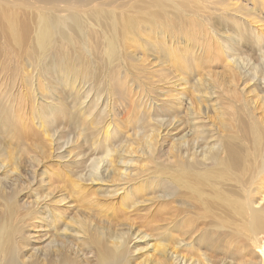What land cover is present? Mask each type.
Segmentation results:
<instances>
[{
  "label": "bare ground",
  "instance_id": "6f19581e",
  "mask_svg": "<svg viewBox=\"0 0 264 264\" xmlns=\"http://www.w3.org/2000/svg\"><path fill=\"white\" fill-rule=\"evenodd\" d=\"M96 1L9 2L14 4V9L15 6L32 8L29 11L36 14L32 16L37 21L33 18L36 26L33 35L39 55L31 67L44 77L46 86L39 84L34 88L28 78L33 98L36 94L40 96L33 102L45 104V91L61 86L78 101L80 91L88 86L96 95L89 102L93 105L85 107L86 102L82 101V110L87 111L86 118L91 125L100 126L107 107L102 106L104 114L100 115L95 109L97 102L101 97L111 100V104L112 99H127L132 92L129 82L139 75L128 80L132 69L129 66L134 60L121 47L120 20L105 9L106 2L97 5ZM256 1H253L254 9L248 8L243 0H146L143 5L145 16L142 18L160 27L157 43L147 49L163 53L165 45L168 59L183 67L177 70L183 75L171 81L163 75L167 70H157L158 83L149 87L156 89L147 94L143 89L142 94L137 90L138 97L133 93L128 102L132 103V113H135L144 99L162 97L156 101L153 98L159 114L178 123L166 131L171 138L170 159H162L166 132L153 129V125L161 128V122L150 123L158 115L150 106L151 111L142 112L141 116L135 114L133 128L150 125L144 126V140L133 142L137 144L135 149L117 153L107 146L97 153H87L78 145L77 150L57 154L62 161L59 175L63 177L64 187H56L51 179L57 174L52 169L39 173L42 168L33 163L30 174H26L21 156L10 149L8 135L14 130L11 135L17 136L21 122V115L18 119L16 112L20 102L8 99V90L1 93L7 100L0 98V264H264V24L259 25L261 16L264 17V0ZM201 2L210 5H201ZM260 6L263 11L259 14ZM5 8L11 7L6 0H0V19L10 35L17 42L22 41L29 34L30 17L25 14L27 18L24 15L20 20L18 9L15 16ZM188 17L192 22H200L204 29L203 41L199 42L202 49L166 41V35L179 30L180 21ZM25 19L27 22L22 21ZM126 21L130 25L141 23L137 17ZM144 43L148 47V40ZM159 65H163L162 69L166 67ZM52 74L59 82L53 80ZM163 83L175 85L177 94H170L168 98L164 92L159 93ZM181 86L186 92L179 89ZM62 101L54 103L52 108L61 115L68 114L64 115L68 118L71 112H64L66 107ZM181 109L186 110V115L179 119ZM106 113L109 114L107 110ZM108 127L104 129L106 135L111 131ZM86 155L89 156L85 160ZM131 163L135 165L129 169ZM67 187L82 192L94 189L105 202L114 201L110 204L113 210L123 212L137 213L158 202L163 207L170 206L172 226L162 232L155 228L154 232L159 233L154 240L146 231L134 229V224L120 220L117 215L109 219L107 216L105 220L106 217H93L78 207L76 213L69 215L72 207L71 202H66ZM83 200L86 203V198ZM38 229L45 230V248L55 249L45 263L39 256L29 258L28 255L38 252L32 243ZM131 242L140 247L134 249L140 253L139 258L130 249ZM78 248L90 254L92 260L78 256L75 252ZM26 254L29 259H25Z\"/></svg>",
  "mask_w": 264,
  "mask_h": 264
},
{
  "label": "rangeland",
  "instance_id": "374dc122",
  "mask_svg": "<svg viewBox=\"0 0 264 264\" xmlns=\"http://www.w3.org/2000/svg\"><path fill=\"white\" fill-rule=\"evenodd\" d=\"M9 1L14 2V4H24V3L30 2L31 0H6V2L10 5V7L13 10L14 4L9 2ZM151 1H157V0H151ZM253 1H256V0H243L244 3H247L248 8H250V9H254L253 8V6H254ZM103 2L107 3L105 9L115 13V16H117L118 19L120 20V33H121V37H122L121 47H122L123 51L125 52V54L131 55L133 60H134V62L131 63L132 66L131 65L129 66L130 67L129 69H131V68L132 69H131V72L128 76V80L133 78L134 75H139V76L135 77L133 79V81L129 82V84L131 86L130 89L132 92L130 93V97H128L127 99H125V97L119 98V100H114V101L112 99V104H111V100H109L108 98L103 99L101 97V101L99 100L97 102V108L95 107V109L100 111V115H101V113L104 114L103 113L104 110L102 109V106H103V108L106 106L107 107L106 110L109 113V114H107L106 110H105L106 115L104 114L102 116V119L100 120V123H99L100 126H98L96 124L91 125L88 121V118H86L87 117L86 116L87 111L85 109L82 110V108H83V104H81V103H83L82 101L86 102L85 107H87L90 104L93 105L92 103H89V102H91L92 100L95 99L96 94L91 92V90L88 88V86H87V88L84 87L80 91L81 93L79 95L78 101H76L77 99H73L72 95H69V93L67 92L68 90L66 91L63 89L64 90L63 91L62 88H65V87L61 86V87H58L56 89L52 88V90L51 89L49 90V88L46 87V88H48L47 89L48 95L46 94L47 92L45 91V96H44L45 100L43 99L44 100L43 102L45 104H49V105L40 104V103L38 105L37 100H35V102H33L34 99H36V97H37V99H39L40 96L36 94V97L33 98V90L30 86L28 78L30 77L32 83L34 84V88L35 87L37 88L39 86V84H45L46 83L44 80V77L42 75H40V72L31 67L34 65V62L36 61V58L39 55V53H37L36 49H35L36 48V42H35L34 35H33L34 34L33 32L35 31V27H36V26L34 27L33 25H35V22H37L36 19L34 18V17H36V14H34L35 12L29 11L32 8L26 9L25 7L21 8V6H20V8H18V6H15V8L17 7L16 9H18L17 14L19 15L20 20L24 19L25 14L30 17V18H28V20L30 19V21L27 23V24H29L28 27L30 29L29 34L22 41H19V42H17L10 35L9 30L7 29V27H5V25H6L5 22L0 19V98L4 99L6 101L7 99L4 98V94L2 95L1 93L4 92L5 90L10 91V96H8L7 98L8 99L10 98V100L13 103L16 100H19V102H20V104L18 105L19 108L18 107L16 108V109H18L16 112H17V114H19L18 119L21 115V118H20L21 122L18 125V127H19L18 134H17V136L11 135L14 132V130H12V133L8 135L9 136L8 141L10 142V144H8V145H9L10 149H12L14 152L18 153L21 156V158L23 160L22 161L23 162L22 167H24L23 171H25L26 174H30V172L32 170L31 165L33 163H35L36 165H39V168H42L39 173H42V171H44V170L46 171V170L52 169V171L55 174H57V175L52 176V179H51L54 186H56V187H62V186L64 187L63 177L59 175L60 162H62V161L59 160V158H57V154L58 155L64 154L65 152H68L69 150H77L81 146H82L81 147L82 150L87 152V153L88 152L89 153H91V152L97 153L98 150L102 151L103 148H106L107 146L112 151L115 149V151L117 153H124L125 151H127V149H130V148L135 149L137 146V144L134 145L135 142L136 141L138 142L140 140H144L143 136H146L145 134L142 135L145 131L144 126L146 128L150 127L149 124H143L142 129H137L135 127L133 128L132 124H134L135 114L137 116H141L142 112L144 113L146 111H151L152 109H153L152 112H155V113L157 112L158 115L153 119V121L151 120L150 123L153 124L154 122H156V123L161 122L160 123L161 128H159L158 125H153L154 126L153 129H155L156 132H157V130H160V131L164 130V132H166L168 129L172 128L174 125L177 126V124H178V123L174 124V123L168 121L164 116L159 114L160 109H159V107H157L156 103L153 102V98H154V101H156V100L161 99L162 97L158 98V97L153 96V97H150L149 99H144V102H143L144 106L142 105V106H140V109L138 108V109L134 110L135 113L134 112L132 113V110H133L132 109V103L128 102V101H131V97H132L131 94L134 93L135 96H137L136 94H138V92L139 93L141 92V94H142L141 89L145 90L144 94H147L150 91H152V90L154 91V89H156V88L149 89V87H150V85L152 86V84L155 85L158 83L157 80L159 79V73L157 72V70H167V71H163L164 72L163 75L166 76L167 79H171V81H176L180 78V76L183 75L181 70L177 71L179 69H182L183 67H181L180 65H178L176 63L173 64V61L168 59V50L166 49L165 45L162 47L163 53L161 51L157 52L156 50L154 51L153 49H150V50L147 49V48L152 47L153 44L157 43L156 37H160V35H159L160 27H158L154 22H146L142 18V16L143 17L145 16L142 11H143V5L145 3H147L146 0L145 1L144 0H98L95 3L97 5L98 4L102 5ZM256 2H258L259 4H261L263 6V4L260 1H256ZM201 5L209 6L210 4L207 2H203V3L201 2ZM262 6H260L261 10L258 11L257 13L260 14L263 11ZM7 7H9V6H6V8ZM218 7L220 8L219 5H218ZM6 8L4 10L9 9V12H11L10 13L11 15L16 13L15 12L16 9H14L13 10L14 12H12L11 8H8V9H6ZM32 11H34V10H32ZM151 11L154 12L155 9H152ZM9 12H8V14H9ZM29 12H31V13H29ZM17 14H15V16ZM26 15H25V18H27ZM33 15H35V16L32 17ZM123 15H125L126 18L122 19ZM255 16H259V15H255ZM31 17H32V19H31ZM129 17L140 18L141 23L135 24V25L127 24L126 20ZM33 18H34L35 22H33L34 21ZM261 19H262V21L259 23V25L264 24V17L261 16ZM22 21L27 22L26 19L22 20ZM159 21H161V16L159 18ZM25 22H20V23H25ZM32 23H34V24H32ZM246 25H247L246 27L249 26L247 23H246ZM132 26H134L133 29H131ZM95 28L98 31L101 30L98 26H95ZM178 28H179V30H176L174 32H169L166 35V41L170 40V41H173L176 43L178 42L182 46L195 45V46L199 47L200 49H202V46L200 45L199 42L203 41L204 29L200 25V22H192L191 20H189V17H188L187 19L180 21ZM126 31H127V33H126ZM248 35H249V32L247 30V31H245V36L248 38ZM145 39L148 40V42H149L148 47L144 43ZM196 41H198V42H196ZM166 43L168 44V42H166ZM247 50H249V49L247 48ZM143 51H146V53H144ZM147 53H148V56H147ZM147 57H149V58H147ZM161 63L164 64V66H166V67H164V69H162L163 65H161V66L159 65ZM123 74H124V71H123ZM52 76H53L54 81L59 82L58 79L56 78V76H54L53 74H52ZM45 86H46V84H45ZM137 86H139V88ZM174 86L175 85L169 86L167 84L160 85L158 92L159 93L164 92V94H167V96L169 98L170 94H173V93L177 94V92L175 91L177 89V87H174ZM65 89H67V88H65ZM179 89L184 90V91L186 90L184 86L179 87ZM58 90H59V93L61 92L60 94L58 93ZM137 90H139V91L137 92ZM83 91H84V93H83ZM88 96H89V98H87ZM62 97H63V99H61ZM70 97L75 101H72ZM90 97H92V99H90ZM106 99H108V100H106ZM133 99H135V98H133ZM58 100L59 101L65 100L62 102L64 103L66 109H69V111L65 109L64 112H66V113L71 112V114H69L68 118L65 117L68 114H62L61 115L58 113V111H56L52 108V105L54 103L57 104L59 102ZM87 100H89V101L87 102ZM105 101L107 102V104H105ZM78 103H80V104H78ZM140 104H141V102H140ZM42 105H45V106H42ZM108 105H109V107H108ZM110 105H111V107H110ZM113 105H114V107L112 108ZM48 106H49V108H48ZM150 106H152V109L150 108ZM44 107H46L47 109ZM80 107H81V110H80ZM51 108L54 111H52ZM148 109H151V110H148ZM43 110H45V111H43ZM84 111H85V113H84ZM112 111H114L115 115H113L114 113H112ZM56 112L60 116L59 115L57 116ZM44 113H45V115H44ZM51 113H53V115L55 114L54 115L55 117L52 115L55 119H53V117L51 116ZM80 113H82L83 115ZM185 113H186V110L181 109V111L179 113V119H182L183 117H185V115H186ZM23 115H25V116H23ZM72 115H73V120H72ZM77 115H78L79 119H77L78 118ZM81 115H82V118H81ZM174 115H177V113L176 114L174 113ZM61 116H63L64 118ZM105 116H107V118ZM62 118L67 119V120L64 121V120H62ZM104 118L106 119V121H104L105 120ZM44 119H45V124H44ZM47 119L50 121H48ZM75 120H77V121H75ZM51 121H52V123H51ZM101 121H103L105 123V124L102 123V126L104 125L103 127L101 126ZM131 121H132V123H131ZM82 122L84 123V126L86 128L84 130H83L84 126L82 125ZM63 124H65V125H63ZM170 124H171V126H170ZM75 126H77V127H75ZM106 126L107 127L109 126L108 129L110 128L109 130H111L110 133H108V135H106V133H105V130H107ZM166 126H167V128H166ZM184 126L185 125H182L181 127L184 128ZM73 127L76 128V130H77V128H80V129H78L79 131H76ZM94 128H96L95 131H94ZM89 130H91V131H89ZM96 130H98V131H96ZM55 131H56V133H55ZM112 131H114V133ZM150 132L151 131H149V133ZM57 133H59V134H57ZM96 134H99L100 136L97 135L96 136L97 138H96L95 137ZM82 135H84V136H82ZM103 136H104V138H103ZM130 136H132V138H130ZM139 136H140V138H139ZM165 136H166L165 137L166 138V140H165L166 144L164 145L165 147H163V149H165V152L162 156V159H164V160L171 158L170 156H171V151H172V146L170 145L171 138L168 137L169 134H167V132L165 133ZM82 137L85 139H83ZM87 137H89V138H87ZM127 137L130 139H128ZM52 138H53V140H52ZM72 138L74 139V141H72L73 140ZM79 138H81V139H79ZM105 138H107V139H105ZM110 138H111V141H109ZM80 140H81V142H80ZM93 140H95L94 142H97V144L100 142L98 144L97 149H96L97 144L94 145ZM51 141L53 144H51ZM133 142H134V144H133ZM70 143H72V144H70ZM73 143H79V144L76 145ZM81 143L82 144L84 143V144L82 145ZM108 143H110V144H108ZM101 144L104 147H102ZM113 145L115 148L113 147ZM99 147H100V149H99ZM64 148H66V149H64ZM68 148H71V149H68ZM116 148H118V149H116ZM60 149H62V150H60ZM103 153H105V152H103ZM88 156L89 155L84 156L85 160ZM139 162H140V160H139ZM134 165L132 163H131V166L128 165L129 169H130V167L131 168L134 167ZM67 188H68L67 193L66 192L65 193H66V197L67 198L69 197V198L66 200V202H71L70 203L71 207L75 208V209L71 208L70 209L71 211L70 210L68 211V213H70L69 215H73L74 212L76 213L77 209H80V208L82 211L90 213L93 217H106V218H104L105 220H107V216H109L108 217V219H109V218H111V216L114 217L117 215L116 217L119 218L120 220L125 219L128 223L134 224V229H135V227H138L137 229L142 230L144 232L146 231V233L149 235V238H155L154 240H156V238H157L156 236L159 233V232H154L155 228H158L162 232V231H165L168 229L167 226H169V228L172 226V225H170V222L172 224V219L169 218V217H172V213H173V211H171L172 209L170 208V206H164L163 207V205L159 204L158 200H157L158 205H157V203H153L154 205L152 204V206L145 208L148 210L144 209V211H143V209H142V211L137 212V213H132L130 211L123 212L119 209L113 210V208L110 206V204H113L114 201L105 202V199L102 196H100L99 194H96L94 192V189L88 190V188H87L86 191L82 192L78 189H71V187H67ZM76 191H78V192L76 193ZM89 193L91 195H89ZM83 195H84V197H83ZM92 196H94V197H92ZM81 198H82V200L85 198L87 200L89 198L88 200H91V202H93V203L91 204L90 201H88V200L86 201V203H82L85 200H83V201L81 200V202H79ZM92 200H94V201H92ZM117 201L118 200L116 199L115 202H117ZM100 203H101V205H100ZM83 205H85V206H83ZM71 213H73V214H71ZM43 229H45V228H43ZM43 229H42V231H40V229H38L36 231V233L34 234L35 236H34L33 242H32V243H34V246L37 248L38 252L32 251L31 253H34V254L28 253V255H30L29 258L30 257L31 258L32 257L38 258V256H39L38 259L40 261H42L43 263H45L47 261V259L49 258V256L52 254V252L55 253V249H53L54 251L51 249L50 250L51 252H50L48 250L49 248H45L46 239H45V230H43ZM130 246H131L130 249L132 250V252L135 251L136 252L135 256L137 258H139L140 253L138 252L139 253L138 254L137 250H134L135 248L136 249L140 248V247H138V244L131 242ZM140 246H142V245H140ZM41 248H45V249L42 250ZM75 250H76V248H75ZM75 252H77L78 256H80L82 259H85V257H86V258H89L90 260H92V258H90L91 255L90 254L86 255L85 253H83V250L80 248H78L77 251H75ZM35 254L37 257H35ZM26 256H27V254L25 255V259L28 258V257L26 258Z\"/></svg>",
  "mask_w": 264,
  "mask_h": 264
}]
</instances>
